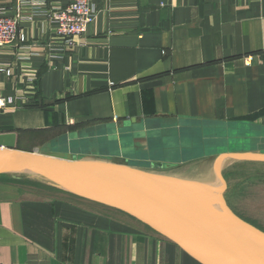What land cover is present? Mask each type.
Returning <instances> with one entry per match:
<instances>
[{
	"label": "crops",
	"instance_id": "0c3cea01",
	"mask_svg": "<svg viewBox=\"0 0 264 264\" xmlns=\"http://www.w3.org/2000/svg\"><path fill=\"white\" fill-rule=\"evenodd\" d=\"M66 3L0 0L24 37L0 48V96L13 97L0 132L16 149L178 177L213 164L222 135L264 153V0H91L72 47L51 22ZM0 264L201 263L128 216L0 177Z\"/></svg>",
	"mask_w": 264,
	"mask_h": 264
},
{
	"label": "water",
	"instance_id": "95a60500",
	"mask_svg": "<svg viewBox=\"0 0 264 264\" xmlns=\"http://www.w3.org/2000/svg\"><path fill=\"white\" fill-rule=\"evenodd\" d=\"M16 132H0V177L31 180L96 206L117 210L169 240L201 264H264V230L226 201L222 166L264 162L261 152H220L217 182L148 171L102 158L15 148Z\"/></svg>",
	"mask_w": 264,
	"mask_h": 264
},
{
	"label": "rangeland",
	"instance_id": "374dc122",
	"mask_svg": "<svg viewBox=\"0 0 264 264\" xmlns=\"http://www.w3.org/2000/svg\"><path fill=\"white\" fill-rule=\"evenodd\" d=\"M208 144L212 145L213 142L208 141ZM217 144L218 146L211 148L210 151L222 152V150L224 151L227 149L232 151L240 148L245 149L251 146L250 144H247L245 140L227 144V142L223 139V135L222 138L220 137L217 139ZM252 147H254V145H252ZM215 158H212L213 162ZM254 162L256 161H242L234 159L230 161L229 165L222 166V177L225 180L227 186L224 197L227 203L241 217L247 219V221L264 230V164L262 165V163ZM194 171L195 170H193L192 173L182 174L186 175L185 178L198 179L209 183L217 182L211 161L203 163V165L199 167L198 171ZM4 179L7 182L9 181L6 178ZM14 184L18 188L24 190L25 194L28 196L35 197L34 192L37 190V188L16 183Z\"/></svg>",
	"mask_w": 264,
	"mask_h": 264
},
{
	"label": "built area",
	"instance_id": "2783aa9c",
	"mask_svg": "<svg viewBox=\"0 0 264 264\" xmlns=\"http://www.w3.org/2000/svg\"><path fill=\"white\" fill-rule=\"evenodd\" d=\"M27 0H16L17 9ZM66 1L65 7L51 14V22L56 36L68 47H72L76 37L83 34L95 17L91 0H52ZM20 14L17 11L9 16L0 10V48L14 45L23 41L24 37L19 33L18 23ZM13 102L12 96H0V109Z\"/></svg>",
	"mask_w": 264,
	"mask_h": 264
},
{
	"label": "trees",
	"instance_id": "16d2710c",
	"mask_svg": "<svg viewBox=\"0 0 264 264\" xmlns=\"http://www.w3.org/2000/svg\"><path fill=\"white\" fill-rule=\"evenodd\" d=\"M14 182V183H16V184H21V185H24V186H31V187H35V188H37V190H39V191H35L34 192V194H35V196H38V197H43V198H45V197H55L56 195L58 196L59 194L61 195V194H63L62 192H60L59 190H56V189H54V188H51V187H48V186H45V185H42V184H39V183H37V182H35V181H31V180H9V182ZM45 191H46V193H45ZM63 195H66V194H63ZM56 196V197H57ZM66 196H70V197H72L73 199L75 198V200H78V201H80V202H82V203H86V204H88V205H90V206H96V205H94L93 203H91V202H88V201H85V200H82V199H80V198H77V197H75V196H72V195H66ZM96 207H98L99 209H101V210H103V211H105V212H114V213H120V214H122V215H125V214H123V213H121V212H119V211H117V210H112V209H109V208H105V207H100V206H96ZM125 216H127V215H125ZM245 219V218H244ZM245 220H247V219H245Z\"/></svg>",
	"mask_w": 264,
	"mask_h": 264
}]
</instances>
